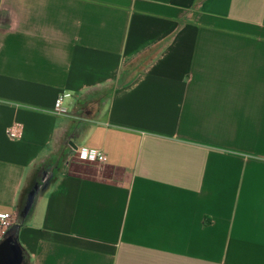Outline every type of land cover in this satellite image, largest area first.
I'll use <instances>...</instances> for the list:
<instances>
[{"label": "crops", "instance_id": "0c3cea01", "mask_svg": "<svg viewBox=\"0 0 264 264\" xmlns=\"http://www.w3.org/2000/svg\"><path fill=\"white\" fill-rule=\"evenodd\" d=\"M5 211L27 264H264V0H0Z\"/></svg>", "mask_w": 264, "mask_h": 264}, {"label": "built area", "instance_id": "2783aa9c", "mask_svg": "<svg viewBox=\"0 0 264 264\" xmlns=\"http://www.w3.org/2000/svg\"><path fill=\"white\" fill-rule=\"evenodd\" d=\"M71 97L72 93L69 91L59 93L54 102L52 113L60 116L69 114L67 101ZM8 135L12 138H20L23 135V125L20 123L12 124L8 129ZM69 158L98 164H103L107 161V155L103 150L86 145L77 146L71 151ZM16 222L17 213L15 211L0 212V242L7 237Z\"/></svg>", "mask_w": 264, "mask_h": 264}, {"label": "water", "instance_id": "95a60500", "mask_svg": "<svg viewBox=\"0 0 264 264\" xmlns=\"http://www.w3.org/2000/svg\"><path fill=\"white\" fill-rule=\"evenodd\" d=\"M23 259L22 249L11 234L0 242V264H21Z\"/></svg>", "mask_w": 264, "mask_h": 264}, {"label": "trees", "instance_id": "16d2710c", "mask_svg": "<svg viewBox=\"0 0 264 264\" xmlns=\"http://www.w3.org/2000/svg\"><path fill=\"white\" fill-rule=\"evenodd\" d=\"M200 0H198L199 2ZM11 232L9 231L8 235L10 234ZM21 264H27V257H26V254L25 252L23 251V259H22V263Z\"/></svg>", "mask_w": 264, "mask_h": 264}]
</instances>
